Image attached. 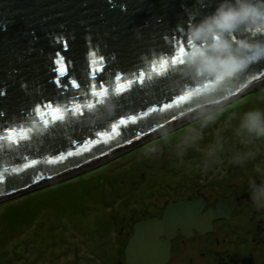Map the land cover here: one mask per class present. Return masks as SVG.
I'll return each mask as SVG.
<instances>
[{
    "label": "water",
    "instance_id": "95a60500",
    "mask_svg": "<svg viewBox=\"0 0 264 264\" xmlns=\"http://www.w3.org/2000/svg\"><path fill=\"white\" fill-rule=\"evenodd\" d=\"M264 83V0H0V199L53 182ZM169 202L128 264L229 217Z\"/></svg>",
    "mask_w": 264,
    "mask_h": 264
},
{
    "label": "rangeland",
    "instance_id": "374dc122",
    "mask_svg": "<svg viewBox=\"0 0 264 264\" xmlns=\"http://www.w3.org/2000/svg\"><path fill=\"white\" fill-rule=\"evenodd\" d=\"M222 130L237 142L236 132L250 137L264 130V83L65 177L0 199V264H63L70 256L96 252L111 231L107 217L113 212L119 220L135 208L134 217L143 218L192 192L176 191L175 168L189 175L206 163L211 171L219 168L226 157L221 151L228 148ZM200 159L196 168L193 162ZM127 217L125 226L133 220ZM97 225L106 227L94 247L86 240Z\"/></svg>",
    "mask_w": 264,
    "mask_h": 264
},
{
    "label": "flooded vegetation",
    "instance_id": "af4514ba",
    "mask_svg": "<svg viewBox=\"0 0 264 264\" xmlns=\"http://www.w3.org/2000/svg\"><path fill=\"white\" fill-rule=\"evenodd\" d=\"M237 133L240 136L238 142L235 138L230 139L227 133L222 137L228 146L221 151L226 157L216 168L217 174L210 169L209 176L206 175L208 180L216 182L221 174L222 184H201L188 192L186 197L171 200L196 199L203 195L206 198L204 209L224 201L231 206L230 216L213 220L212 228L204 233L192 229L193 234L186 236L178 231L171 239L170 256L163 264H264V130L261 133L251 132L250 137ZM235 142L236 148L232 146ZM165 206L162 212L133 219L128 226L108 221L111 231L107 232L106 239L101 238L106 226L100 227L102 231L96 226L94 236L88 232L92 239L88 238L86 243L95 247V237L101 238V248H95L96 252L85 249L90 252L84 253L86 257L76 254L68 257L63 264H128L125 247L134 233L135 222L153 216L161 217ZM134 209H129V219L134 218Z\"/></svg>",
    "mask_w": 264,
    "mask_h": 264
},
{
    "label": "trees",
    "instance_id": "16d2710c",
    "mask_svg": "<svg viewBox=\"0 0 264 264\" xmlns=\"http://www.w3.org/2000/svg\"><path fill=\"white\" fill-rule=\"evenodd\" d=\"M224 129V128H223ZM222 132L223 133H226V130H222ZM224 135H226V134H224ZM224 135H221V137H224ZM194 151H196L195 150V148H193V149H191L190 150V154H192L193 156L195 155L194 153ZM193 158V157H192ZM197 158V157H196ZM192 160V159H191ZM195 161V160H194ZM200 162H202V160L200 159V161L197 163L196 161L195 162H193V163H196L195 165H196V168L198 167V165L200 166ZM209 163H207V165L205 164V165H203L202 167H199V170H197V172L195 171L196 169L195 168H193V169H191V171H193L194 170V172H191V174L189 175V173L188 172H186V171H184L183 170V168H175V171H177V181H175L174 182V184L176 185V187L178 188L176 191H179L180 190V192L182 193V191L183 190H186V188L187 189H190L191 191H193L194 190V188H196V186L197 187H200V185L201 186H210V185H213V184H215L216 186H220L221 184H222V182H221V174H219L218 175V179H216V182H214V181H210V180H208L207 178H206V175L207 176H209V167H210V165H208ZM210 168H212V167H210ZM212 170V169H211ZM215 171V172H214ZM214 173L215 174H217L216 173V168L214 169ZM185 174V177H183L182 175H184ZM189 176V177H188ZM206 180H208L206 183H205V181ZM220 180V181H219ZM168 183V182H167ZM171 183H172V181H171ZM204 184V185H203ZM172 185H173V183H172ZM116 213H112V214H110L109 215V219L111 220V222H119V223H125L124 221H125V219H126V217H127V215L126 214H119V218L121 219H119V220H113V218L115 217V218H118L116 215H115ZM117 214H118V212H117ZM134 214H135V212H134ZM112 218V219H111ZM127 218H129V217H127ZM136 218H139V217H134L133 219H135V220H137ZM141 218V217H140ZM102 219H100V221H101ZM100 223V222H99ZM99 223H98V225H99ZM126 223H127V220H126ZM97 225V226H98ZM100 230L102 231V229L100 228Z\"/></svg>",
    "mask_w": 264,
    "mask_h": 264
}]
</instances>
